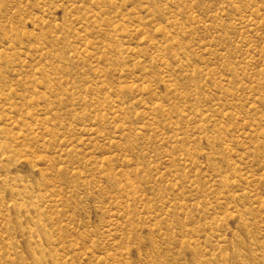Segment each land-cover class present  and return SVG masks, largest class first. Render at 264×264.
Wrapping results in <instances>:
<instances>
[{"label":"rangeland","instance_id":"1","mask_svg":"<svg viewBox=\"0 0 264 264\" xmlns=\"http://www.w3.org/2000/svg\"><path fill=\"white\" fill-rule=\"evenodd\" d=\"M0 264H264V0H0Z\"/></svg>","mask_w":264,"mask_h":264}]
</instances>
